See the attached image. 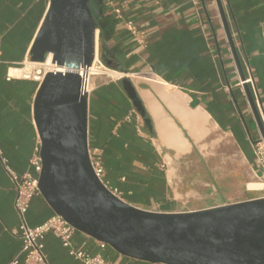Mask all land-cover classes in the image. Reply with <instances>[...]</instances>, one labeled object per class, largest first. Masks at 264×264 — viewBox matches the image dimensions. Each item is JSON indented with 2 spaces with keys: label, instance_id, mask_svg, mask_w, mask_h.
Here are the masks:
<instances>
[{
  "label": "crops",
  "instance_id": "crops-1",
  "mask_svg": "<svg viewBox=\"0 0 264 264\" xmlns=\"http://www.w3.org/2000/svg\"><path fill=\"white\" fill-rule=\"evenodd\" d=\"M126 1L124 17L140 28L146 47L109 9ZM91 0L100 56L108 70L91 77L89 149L105 169L104 181L126 203L157 212H186L262 197L253 142L261 131L246 95L248 84L264 119V0H221L246 79L238 70L216 0ZM50 0H0V264L22 247L12 233L20 219L6 158L22 174L39 135L33 103L40 83L13 74L24 68ZM207 27L203 28V24ZM106 55V58L102 56ZM128 78L145 122L127 95ZM247 192L255 196L244 198ZM248 194V193H247ZM55 213L42 195L27 213L36 226ZM44 249L51 264H83L53 233ZM84 246L113 264H155L125 257L76 231ZM161 264V263H157Z\"/></svg>",
  "mask_w": 264,
  "mask_h": 264
},
{
  "label": "water",
  "instance_id": "water-1",
  "mask_svg": "<svg viewBox=\"0 0 264 264\" xmlns=\"http://www.w3.org/2000/svg\"><path fill=\"white\" fill-rule=\"evenodd\" d=\"M216 1L245 82L222 2ZM97 28L91 0H50L30 51L32 62H44L52 54V63L65 69L47 73L33 103L41 140L39 189L43 198L77 231L135 260L155 264H264V197L194 211L157 212L126 203L96 176L89 156V95L75 70L92 65ZM122 83L151 126L132 82L124 78ZM245 88L264 137L254 96L248 84Z\"/></svg>",
  "mask_w": 264,
  "mask_h": 264
},
{
  "label": "built area",
  "instance_id": "built-area-1",
  "mask_svg": "<svg viewBox=\"0 0 264 264\" xmlns=\"http://www.w3.org/2000/svg\"><path fill=\"white\" fill-rule=\"evenodd\" d=\"M195 6H199L201 0H189ZM156 4L160 3L159 0L155 1ZM126 1L115 3H109L110 12L120 20V24L130 32L134 41H137L140 46L146 47L147 41L142 37L141 31L137 23L133 19L124 17V8ZM207 27V23L203 24V28ZM54 64L48 63V57L44 62H32L30 59L24 65V68H30V70L23 75L27 79H33L38 83H41L48 72L54 71L52 66ZM95 66L96 72L91 71V67ZM108 70L106 63L102 60L100 55H96L92 65L90 67H81L78 69L83 79L84 90L89 94L91 77L95 74H102ZM246 82L251 83V79H246ZM244 82H241L243 84ZM255 99V98H254ZM256 106L258 104L255 99ZM259 111V109H258ZM260 114V111H259ZM261 116V115H260ZM263 125L264 119L261 117ZM254 157L259 165L260 173L257 176L259 182L263 185L264 191V137L261 133L260 137L253 142ZM41 140L38 139L34 151L29 159L30 170L25 173H18L11 167L6 158H2L4 168L10 176L15 190L16 196L14 199V207L18 213L20 224L18 229L13 230L12 233L17 235L22 241V247L20 252L14 256L9 264H51L48 255L44 249V238L47 233H53L57 236L62 244L68 248L69 253L81 261L83 264H113L110 260L105 258L101 254H92L84 246L75 247L72 244V237L77 231L67 220L58 214H54L43 223L30 226L27 220V213L30 207L31 200L36 195H41L39 189V176L43 168L41 158ZM89 156L92 168L96 176L101 182L118 197V190L111 188L104 181L105 169L99 154L96 150L89 149ZM264 197V195L262 196ZM101 247H106V243L100 242Z\"/></svg>",
  "mask_w": 264,
  "mask_h": 264
},
{
  "label": "bare ground",
  "instance_id": "bare-ground-1",
  "mask_svg": "<svg viewBox=\"0 0 264 264\" xmlns=\"http://www.w3.org/2000/svg\"><path fill=\"white\" fill-rule=\"evenodd\" d=\"M98 50H99V43H98V41H97V47H96V55L98 56L99 55V52H98ZM48 63L49 64H51L52 63V54H50L49 56H48ZM81 68V67H80ZM79 68V69H80ZM52 69L54 70V71H65V69L64 68H62V67H57L56 65H53L52 66ZM30 70V68H22V70H20V69H12L11 70V72L13 73V74H20V73H22L23 75H25L28 71ZM78 69H76L75 71H77ZM96 70L97 69H95V66H93V67H91V71H93V72H96ZM78 72V71H77ZM80 74V73H79ZM81 76V75H80ZM83 80V79H82ZM83 89H84V87H83ZM84 91H86V90H84ZM251 189H261V187H262V184L261 183H256V184H251L250 186H249Z\"/></svg>",
  "mask_w": 264,
  "mask_h": 264
},
{
  "label": "rangeland",
  "instance_id": "rangeland-1",
  "mask_svg": "<svg viewBox=\"0 0 264 264\" xmlns=\"http://www.w3.org/2000/svg\"><path fill=\"white\" fill-rule=\"evenodd\" d=\"M98 52H99V54H100V48H99V50H98ZM262 187H263V185H262ZM261 187V188H262ZM264 192V191H263ZM248 193V194H247ZM246 193V195L244 196V198H250V197H253V196H255V194H253L252 192H247Z\"/></svg>",
  "mask_w": 264,
  "mask_h": 264
},
{
  "label": "trees",
  "instance_id": "trees-1",
  "mask_svg": "<svg viewBox=\"0 0 264 264\" xmlns=\"http://www.w3.org/2000/svg\"><path fill=\"white\" fill-rule=\"evenodd\" d=\"M102 56L104 57V59L106 58V55H105V54H103ZM105 60H106V59H105ZM106 64H108V63L106 62Z\"/></svg>",
  "mask_w": 264,
  "mask_h": 264
}]
</instances>
